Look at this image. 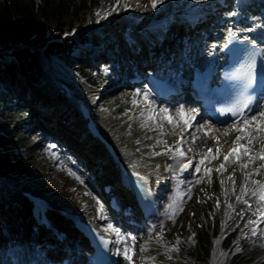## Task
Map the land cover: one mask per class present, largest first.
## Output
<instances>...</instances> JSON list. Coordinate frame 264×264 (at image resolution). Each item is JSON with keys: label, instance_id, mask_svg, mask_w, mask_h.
Here are the masks:
<instances>
[{"label": "bare ground", "instance_id": "1", "mask_svg": "<svg viewBox=\"0 0 264 264\" xmlns=\"http://www.w3.org/2000/svg\"><path fill=\"white\" fill-rule=\"evenodd\" d=\"M146 2L143 0L140 4L134 3L133 6L129 7L125 0V3L119 5L118 9L116 8L117 5L110 6L108 8L109 12L107 13L110 15V18L105 22L103 21V25L99 28V30L104 32L102 34L103 38H107L110 31L118 36L120 33H117V30L119 29L127 32L121 35L122 38H124V36L130 37V43L120 42L121 48L127 52V54L123 53L119 55V60H121L122 63L119 66L121 71L133 72L141 67V65H147L151 61L157 63L162 62L164 59H161L160 55L166 52L163 45L171 44L180 35L187 36L193 32L197 34L202 30H206V28L209 27L208 21H210L212 17H215L217 12L223 14L228 10L227 5L221 4L220 0H155V7H153V0H147ZM177 6H180V8H176ZM115 8L117 11L113 12ZM174 11H176L177 15L179 12L183 11L188 15V18L183 19L178 16L177 18L174 17L172 20L171 16ZM249 16H251V14H249ZM217 20L218 18L215 19V22ZM113 25L119 26L116 32L114 31ZM134 26H137L140 30H132ZM161 34H164L165 37L162 38ZM151 42H154V44H151ZM148 48H155V50L144 56ZM204 48L205 46H203V49ZM192 49L197 52L196 49ZM183 51L188 52L187 49H183ZM173 56L179 58L180 51L176 50L173 52ZM178 61L182 62L181 59ZM170 74L178 79L182 76L183 69L181 73L172 69ZM179 88L183 99L179 100V102L176 101L182 97L172 98L167 102L162 101L164 103L155 112L156 118L155 120L153 119V121H157L156 129L158 133L162 137L166 134L165 132L168 133L167 135H170V138L171 134L174 136V139L171 138V141L165 146H162L161 150L143 147V145L139 144L132 137V120L136 115L147 113L148 107L146 106L149 105V100L144 106L135 107V110L128 111L124 119L114 121L104 113L96 111L93 105L95 99L94 93L83 87L76 86L74 89V96L83 97L85 101L92 106L93 111L99 119V128L114 142L121 160L134 171L147 175L146 180L155 196L159 197L162 202L165 201V209L175 203V196L178 195L179 188L189 185L186 183V178L182 174V169L185 164H189L190 162V164L192 163L191 174L187 176L189 178L193 177L194 181H203L204 188L202 192H206L208 189H210L211 192H215L216 201L214 204V214H216L219 209L225 208L224 216L222 217L224 230L232 232L238 229L239 233H248L255 225L245 227L247 222L249 220H255L254 218L256 216L264 212L256 202L258 196L252 195L254 190L259 192L260 184H264V168L261 166L263 160L257 158L259 153H264V117H261L259 112L258 115L260 116L259 120L261 123L259 125L255 123L244 128L240 126V124L245 120L236 124L217 126L209 119H206V117L201 118L203 117L201 111L194 103L189 101L187 97L183 96L184 89L181 85ZM55 98H60V96L56 95ZM260 111H264V104L260 108ZM181 112L185 113L184 117H181ZM64 115L68 123L64 117H59L57 113L52 115L51 118H49V116L46 117L45 128L51 131L50 134L55 137L56 143L62 144L67 148L66 133L74 131L80 132V128L76 126L79 121L78 119L73 118L70 120L66 117V114ZM163 116L166 117V120L164 123H161L160 120ZM57 118H60L58 120L62 124L54 121L57 120ZM185 120H187V123H185ZM169 121H171V123ZM29 129L30 133L35 134L34 125L30 124ZM82 134H84V140H89L92 143L94 142L92 137L87 136L85 133ZM238 137L239 139H237ZM236 140L246 145V149L250 151V155L248 157H242L235 163L228 160L225 162L224 169L220 170L218 164L221 162V155ZM207 142L210 145H205ZM169 144H172V146L169 147ZM209 150H212L211 154ZM98 151L99 152L93 151L89 154L93 156V161H97L98 164L104 165L103 167L105 170H103V176L108 178L105 179V182L113 181L114 176L110 174V160L101 148H99ZM180 153H183V157L180 156ZM61 154L62 155H57V162L63 164L66 160L64 154ZM170 160L172 161V171H174L172 174L167 168V162ZM194 160H197L195 166H193L192 162ZM69 165L71 168L74 167L73 163ZM232 165H236V167L232 169ZM197 168L199 171H197ZM98 169L101 168L98 167ZM51 172L47 175V186H49V188L44 189L45 191L42 193L36 191L32 192L43 195L52 203L53 210H51L48 217L51 218L53 224L57 223L55 219V209L58 207H66L78 213L83 219L91 221L94 224L96 222L105 225L108 224L106 222V217L102 214V209L95 195H89V199L82 197L74 204L71 203V198L66 193L68 183L64 184V180L60 179L62 176L59 174L52 176ZM36 175L37 174L32 176L29 182L33 186L42 187L44 180L42 182L40 180L41 177ZM4 185L8 193L5 194V196L3 195L0 201V255H3L5 251L13 250L9 247L12 238L20 240L24 235L28 234L25 239L32 241L34 237H37L29 230V220L23 196L14 186L13 191L9 187L8 181L4 182ZM242 186L246 189V192L241 190ZM114 188H116V184H113V189ZM24 190L29 189L24 188ZM214 195H209V198ZM243 196H245V198ZM237 197H239V199H237ZM231 202L235 203V206L231 205ZM242 202H245L244 206ZM90 211H95L96 214L93 213L95 216H91ZM15 215L18 216L15 217ZM63 224H67V222L63 221ZM261 224H264V219ZM226 231H223L221 234H224ZM258 231H260V227H258L257 232ZM110 232L113 237V247H115L114 249H116L117 252H120L118 262L123 264L129 262L130 259L121 253L131 250V244L126 243L128 240L124 242L121 241L120 236H123L124 233H122L120 229L112 227V231ZM219 237L214 238L215 243L219 241ZM74 240H76V237ZM142 242L143 243L140 245H142V250L144 252L146 249H155V244L158 243V239L155 235H151L149 239ZM70 243L71 242H66L65 244L69 246ZM218 244L220 245L219 242ZM125 247L126 251L124 250ZM164 250L169 251V248L166 247ZM162 251L151 253L150 256H148L149 254L143 256V259L148 264H169L157 261L162 255ZM49 254L50 251L47 250L46 255L48 256ZM216 254L215 252L212 255L210 264H216Z\"/></svg>", "mask_w": 264, "mask_h": 264}, {"label": "rangeland", "instance_id": "2", "mask_svg": "<svg viewBox=\"0 0 264 264\" xmlns=\"http://www.w3.org/2000/svg\"><path fill=\"white\" fill-rule=\"evenodd\" d=\"M126 1L128 3L127 6L131 7L134 3L140 4L143 0ZM144 1L146 2L147 0ZM123 3H125V0H100L98 7L94 11L93 19H90L85 27L86 33H91L96 37V43L95 46H93V49L96 52L95 54H98L100 57L99 60L101 62V69H105L106 73L114 75L112 76V78H114L112 83L106 85L104 88L98 89L86 87L78 77H76L56 59H53L47 64L45 72L42 73L39 80L34 84H30L19 78L16 79L13 77L9 84L11 89L9 94L12 93L14 96L13 98L16 100L11 103L16 106L18 114L23 116L25 115L24 118H19L20 121L17 125L20 132V140L22 141V145L18 151L23 154L22 156H24L25 162L28 166H22L10 175L0 179V201L2 196H5V194L8 193L4 182L8 181L9 187L12 190L14 187H19L42 193L45 191L44 189L49 188V186H47V175H49V172L52 171V176L59 174L62 176V178H59L64 180V184L68 183L66 193L70 196V200L72 201L71 203L74 204L82 197L89 199V195H95L96 200L99 201V205L102 209V214L106 217V222L108 223L106 225L100 222L95 223L102 231H108L111 235L112 233L110 231H112V227L120 229L122 232L125 231L110 220V215L106 209L105 200L101 196L99 186V183H102L103 181L105 182V179L108 178L103 176V170H105L103 167L104 165L98 164L97 161H93V156L89 154L94 151V148H91L90 150L84 148V145L90 141H86L84 139L81 140L79 132H67V138L64 136L67 141V148L60 146L61 148L59 149V151L65 153L64 158L66 160L65 163L61 164L57 162L58 151H53L50 148L49 143H45L43 137L38 134V130H34L35 134L30 133V124L34 125L35 129H37V126H40V124L36 122H33L34 124H28V122H31V120L36 117H43L46 119L47 116L51 118L52 115L57 113L59 114V117H64L67 123L68 120L65 118L64 114H66V117L70 120L77 118L76 114L70 107L66 106L65 103L58 102L59 98H55L56 88L51 83V78L58 77L66 80L74 88L76 86H80L94 93L96 110L104 113L107 117L112 118L114 121L124 119L128 111L135 110V107L138 108L144 106L149 100V105L146 106L148 107L147 113L136 115L132 120L131 132H135L134 134L132 133L133 139L143 145V147L145 146L150 149L157 150H161L162 146H165L171 141V138L174 139L173 134H171L170 138V135H167V132H165L166 134L162 137L156 129L157 121H153V119L155 120L156 118L155 112L164 102L154 100V98L144 94V92L138 88L124 85L125 74L123 73L126 71H121V69L118 68V73L114 72L116 65L120 66L122 64L121 60H119V55L123 54L120 42H123L124 40L121 35L127 32L122 29L117 30V27L119 26L113 25L114 31L116 32L117 30V33L119 32L120 34L117 36L110 31L107 38H103L102 34L104 32L99 30V28L103 25V21L105 22L108 18H110V15L107 14L109 12L108 8L110 6L117 5L116 8L118 9L119 5ZM116 8L113 12L117 11ZM176 8H180V6H177ZM174 12L171 16L172 19L175 17ZM137 28V26H134L132 30H140L139 28L136 30ZM161 36L162 38L165 37L164 34H161ZM151 44H154V42H151ZM124 54H127V52L124 51ZM12 86L17 88V90L15 89L16 91H14ZM27 87L29 90L25 91ZM116 107L125 108L122 113H118ZM32 112L35 116H29ZM259 112L250 115L249 118L246 119L249 120V123L245 124L242 122L240 126H243L244 128L255 123L259 125L261 123L259 120L260 116L258 115ZM253 116L256 117L255 121L251 120V117ZM201 118L205 117L203 116ZM58 119L60 118H57V120L54 121L60 124L61 122ZM165 120L166 117L163 116L160 121L161 123H164ZM76 126L80 127L78 122ZM46 131L47 133H51V131H48L47 129ZM209 143L207 142L205 145L208 146L210 145ZM171 146L172 144L169 147ZM65 149H68V152H66ZM211 153L212 150L210 151V154ZM82 157L87 159V163L85 160H82L80 163L78 162V159H81ZM70 162L74 164V167H70ZM171 162V160L167 162V168L172 174L174 171H172ZM192 162L193 166H195L197 160ZM100 166L103 168L98 169ZM235 167L236 165H232V169ZM35 174H37L36 176L41 177L40 180L42 182L43 180L44 183L46 182L45 184L42 183V187H36L30 184L29 180H31L30 178L35 176ZM188 186L179 188L178 195L175 196L176 204H173L172 206H169V208L165 209L166 203L165 201L162 202L164 217L157 223V226L153 230L144 231L138 228H130L128 231L124 232L123 236H120L121 241L124 242L128 240L126 243L131 244L132 250L129 258L131 259L130 262H126L124 264H146L147 262L143 259V256L148 254V256H150L151 253H157L162 250L163 253L157 261L169 264H210L212 255L215 252L217 253L216 264H225L229 256L236 253L244 255L245 260L243 264H264V246H261L264 245V224L263 226H260V233L258 232V234H260V238L257 235H252L251 230L248 233H239L238 229L228 232L224 230V225L222 223L225 208L219 209V211L214 214V204L216 201V196L214 195L215 192H211L210 189L206 192H202V189L204 188L203 181H194L192 185ZM209 195L214 196L209 198ZM243 197L245 198V196ZM174 205L175 207H173ZM231 205L235 206V203L231 202ZM90 213L91 216H95L94 214H96L95 211H90ZM17 216L18 215H15V217ZM215 227L216 232H213ZM197 229H205L206 234L209 236L216 235L219 237L221 235L219 238H222L220 245L217 243L214 244V242L212 243L213 247L210 248L209 255L203 263H200L188 256L189 252L193 251L192 249L195 245L194 234ZM223 231L226 232L221 234ZM151 235H155L158 239V243L155 244L156 248L146 249V251L143 252L142 245L140 244L143 243L142 241L149 239ZM225 236L232 237V242L226 250L223 245V239ZM247 241L251 243L256 242L257 246L255 250L245 245ZM166 247L169 248V251L164 250ZM237 248H239V250H237ZM124 250L126 251V247ZM128 251L125 253L128 254ZM122 253L126 256L124 252ZM118 264L123 263L120 262Z\"/></svg>", "mask_w": 264, "mask_h": 264}, {"label": "trees", "instance_id": "3", "mask_svg": "<svg viewBox=\"0 0 264 264\" xmlns=\"http://www.w3.org/2000/svg\"><path fill=\"white\" fill-rule=\"evenodd\" d=\"M99 3L100 0H0V178L28 166L18 151L22 141L17 125L25 115L18 114L11 103L14 98L9 94V84L13 77L34 84L47 64L56 59L91 87L104 88L113 81V75L100 68V57L93 56L92 49L79 46L96 43V37L83 31V27L93 19ZM116 108L122 113L125 107ZM195 239L188 256L203 263L209 253L210 236L205 229H197ZM245 245L253 250L257 246L249 241ZM244 260V255L236 253L225 264H243Z\"/></svg>", "mask_w": 264, "mask_h": 264}, {"label": "snow or ice", "instance_id": "4", "mask_svg": "<svg viewBox=\"0 0 264 264\" xmlns=\"http://www.w3.org/2000/svg\"><path fill=\"white\" fill-rule=\"evenodd\" d=\"M155 6H156L155 0H153V7H155ZM248 31H251V29H248ZM257 56H258V53L253 49L251 51V54L248 56V58L246 59V61L244 62L243 66L240 69V72L243 74V77H244L243 87L245 90L252 89L255 82H256V78H257L256 59H257ZM259 75H260L261 80L264 81V69L260 70ZM243 107L244 108L249 107V101L246 100L243 104ZM180 115H181V117H184L185 113L181 112ZM259 115L261 117H264V111H260ZM251 120L255 121L256 117L255 116L251 117ZM169 122L171 123V121H169ZM185 123H187V120H185ZM244 123L245 124L249 123V120H245ZM237 139H239V137ZM209 151H211V150H209ZM180 156L183 157V153H180ZM257 158L258 159H264V155H261ZM227 159L228 158L225 157V160H227ZM189 166H190V162H189V164H185L183 166L182 170H186ZM221 167H223V165ZM197 171H199L198 168H197ZM254 183H258V182H254ZM241 190L246 192V189L243 186L241 187ZM252 195L258 196L260 202L264 203V184H260L259 185V192H256L254 190L252 192ZM237 199H239V197H237ZM261 219H264V214H261L260 216H258L257 220H249L247 222V224L245 225V227H248L249 225H255V227H252V229H251L252 235H256L257 229L259 227L257 221L261 220ZM261 246H264V245H261ZM237 250H239V248H237Z\"/></svg>", "mask_w": 264, "mask_h": 264}]
</instances>
